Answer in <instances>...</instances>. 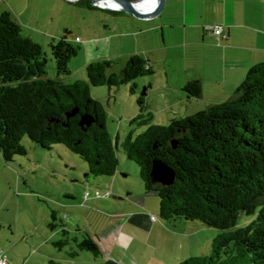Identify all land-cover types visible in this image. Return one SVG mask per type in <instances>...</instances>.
<instances>
[{"label": "trees", "instance_id": "1", "mask_svg": "<svg viewBox=\"0 0 264 264\" xmlns=\"http://www.w3.org/2000/svg\"><path fill=\"white\" fill-rule=\"evenodd\" d=\"M77 2L98 8L90 0ZM67 33L50 44L57 72L51 77L42 46L23 34L10 11L0 13V152L6 162L26 154L21 141L27 135L45 149L63 144L89 164L91 174L113 176L119 141L108 131L106 111L91 97L90 87L111 88L154 71L146 58L132 54L119 68L110 59L92 60L86 65L87 79L67 83L64 76L71 73L69 63L79 50ZM184 90L199 97L202 83L188 81ZM138 102L141 114L131 124L146 129L137 135L130 131L121 146L139 165L145 191L158 195L161 218L200 221L219 230L209 254L180 264H264V62L253 65L225 101L169 124H153L151 114H142L144 97ZM73 109L77 112L68 117ZM84 113L93 122L81 126ZM155 159L173 169L171 184L153 181ZM256 212L235 228L240 213ZM64 242L55 245L62 248ZM79 247L99 252L88 235Z\"/></svg>", "mask_w": 264, "mask_h": 264}, {"label": "crops", "instance_id": "2", "mask_svg": "<svg viewBox=\"0 0 264 264\" xmlns=\"http://www.w3.org/2000/svg\"><path fill=\"white\" fill-rule=\"evenodd\" d=\"M77 1L0 0V13L10 11L22 31L28 29L29 32L24 35L35 41L39 40L34 33L59 39V32L42 33L32 21L37 19L40 22L44 17L48 21L49 16L54 19L56 11L66 15L75 14L81 8H77ZM98 8L107 14L123 13L122 10ZM165 11L167 19L164 21L161 16ZM140 21L146 24L142 25V33H150L151 39H154V34L160 32L164 46L166 28L171 36H178V41L171 47L166 46L167 55L181 61L183 65L179 73L174 75L176 84H169L168 80L158 94L164 104L162 118L166 119L164 112L168 111L169 121L193 114L196 112L193 109L202 110L210 104L225 101L234 94L248 70L264 62V0H166L160 16ZM215 23L225 25V38H217L209 29ZM124 30L123 27L121 31ZM116 34L112 33L113 36ZM156 49L159 48L151 46L145 53ZM191 80L201 81V96H190L184 90L185 84ZM151 90L147 88L146 95ZM144 103L145 110L154 119L155 114L151 111L155 103L145 99ZM168 108L180 111L171 113ZM139 114L135 112L129 117L132 119ZM116 138L121 141L119 132ZM112 178L113 181H110ZM112 178L105 177L104 183L96 178L99 182L97 188L95 184L89 183L84 186L83 192H77V196L75 192L68 191L64 199L62 196V199L56 198V211L64 216L61 217L62 224L55 231V236L59 231L67 232V240L60 250H64L67 244L69 250L66 256H61L48 249L51 239L40 241L25 254L27 258L23 264L32 263L37 255L47 260L44 264H180L193 255H199L219 233L200 221L161 218L159 197L155 192H146L140 183L133 186L131 183L117 182L116 172ZM96 189L111 190L112 196L84 198L87 190ZM53 211L52 217L55 219L56 211ZM52 227H55L53 223ZM73 229L77 230V235H72ZM87 235L97 244V254L79 247ZM73 238L75 244L69 242ZM21 260L11 255L9 264H20Z\"/></svg>", "mask_w": 264, "mask_h": 264}, {"label": "rangeland", "instance_id": "3", "mask_svg": "<svg viewBox=\"0 0 264 264\" xmlns=\"http://www.w3.org/2000/svg\"><path fill=\"white\" fill-rule=\"evenodd\" d=\"M78 7L81 8L77 9L75 14L66 15L56 11L54 19L49 16L48 21L45 19L46 17L40 22L37 19L32 21V24L38 26V30L42 33L56 31L59 32L58 36L60 37L68 30V40L79 47L78 53L71 58L69 63L71 73L64 76L65 82L71 83L87 79L86 65L91 60L110 59L115 61L117 63L115 67L119 68L131 54L141 53L144 58L149 60V64L154 70L152 74H145L133 81L111 88L108 85L91 86L90 95L102 103L107 114V128L113 139L116 138L118 132L120 140L123 141L130 131L137 135L146 129V126L131 124L129 117L133 116L135 112L141 113L138 102L141 96L145 100L155 103L154 109L151 111L155 114L152 123L169 124L168 111L164 112L166 119L162 118L164 104L159 100L158 94L159 89L168 80L169 84H176L177 80L174 75L179 73L183 65L181 61L167 55L166 46L171 47L178 41V36H171L166 28V46H164L160 32L154 34L156 35L154 39H151L150 33H142V25L146 24L140 19L145 18L136 17L125 11L118 14H111V12L107 14L104 10L91 9L85 4L77 2ZM166 12L161 16V20L167 19ZM161 14L162 12L158 16ZM123 27L125 30L121 31ZM117 28L118 31H116ZM112 31L117 34L113 36ZM22 32L27 34L29 31L26 28ZM121 32H123V36ZM34 36L39 40L36 42L42 46L47 55L48 75L55 77L57 74L56 64L50 44L57 39L36 33ZM76 37H81V40L78 41ZM151 46H156L159 49L145 53ZM147 88H152L149 95H146ZM158 108L159 110H157ZM168 109L171 113L180 111L177 108ZM193 110L199 111V109ZM142 114L145 117L149 116L146 110ZM121 141L116 149L119 158L116 171L118 173L117 182L131 183L133 186L137 183L143 184L139 165L127 157L121 146ZM21 142L27 153L15 156L11 162H6L0 152V249L5 251L9 258L13 255L22 259L20 264H23L27 258L25 254L37 246V242L51 239L48 249L54 251L55 254L66 256L69 245L67 244L64 250H60L55 245V242L67 240V235L60 231L55 236V231L59 230L62 224L61 217L64 216L61 212L56 211L55 199H62V197L64 199L68 191L75 192L77 196V192H83L84 186L89 183L95 184L97 188L99 182L95 180L96 178H100L101 183H104L105 177L111 179L112 176L89 173V164L63 144H54L51 149H45L27 135L22 138ZM110 181H113V178ZM155 195L157 196V194ZM53 210L56 211L55 219L52 217ZM256 215L257 212L251 215L240 213L235 228L243 227ZM51 223L55 227H52ZM209 228L219 231L216 228ZM74 230L72 235H77V230ZM72 235L70 236L72 237ZM69 242L75 244V239L69 240ZM211 249L212 243L209 247L204 248L199 255L209 254ZM45 261L47 260L37 255L30 264H44Z\"/></svg>", "mask_w": 264, "mask_h": 264}, {"label": "water", "instance_id": "4", "mask_svg": "<svg viewBox=\"0 0 264 264\" xmlns=\"http://www.w3.org/2000/svg\"><path fill=\"white\" fill-rule=\"evenodd\" d=\"M93 5L102 7V8H110L108 5L101 4L97 2V0H90ZM115 5V10H122L131 15H134L139 18H154L157 17L161 12H163L166 4V0H157L155 6L151 10H141L138 7V3L142 2L143 0H112ZM77 112V109H73L72 112L68 114V117L74 115ZM93 122V117L88 114L84 113L81 115V119L79 124L81 126L89 125ZM173 145H176V141L173 140ZM151 176L154 182L161 183L163 185H169L173 182L175 178V173L173 169L163 163L161 160H154L152 166Z\"/></svg>", "mask_w": 264, "mask_h": 264}, {"label": "built area", "instance_id": "5", "mask_svg": "<svg viewBox=\"0 0 264 264\" xmlns=\"http://www.w3.org/2000/svg\"><path fill=\"white\" fill-rule=\"evenodd\" d=\"M112 1V0H111ZM110 6L109 9H114V6L108 5ZM108 9V8H107ZM209 29L217 36V38L221 39V38H225L227 35L224 33L225 31V25L222 23H216L214 25L209 26ZM77 40H81L80 38H77ZM97 197V198H101V197H111L112 196V192L111 190H99L96 189L94 191L92 190H87L84 194V198L87 199L89 197ZM153 220L156 219L155 216L152 217ZM0 264H9V258L8 255L6 254L5 251H3L2 249H0Z\"/></svg>", "mask_w": 264, "mask_h": 264}, {"label": "bare ground", "instance_id": "6", "mask_svg": "<svg viewBox=\"0 0 264 264\" xmlns=\"http://www.w3.org/2000/svg\"><path fill=\"white\" fill-rule=\"evenodd\" d=\"M97 2L104 5H111V6L115 5V3L111 0H97ZM156 2L157 0H143L137 5L141 10H151L155 6Z\"/></svg>", "mask_w": 264, "mask_h": 264}]
</instances>
